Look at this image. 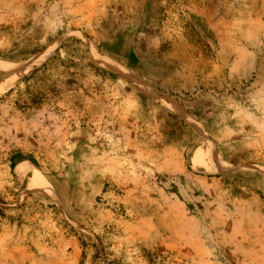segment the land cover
Instances as JSON below:
<instances>
[{"label":"rangeland","instance_id":"374dc122","mask_svg":"<svg viewBox=\"0 0 264 264\" xmlns=\"http://www.w3.org/2000/svg\"><path fill=\"white\" fill-rule=\"evenodd\" d=\"M42 55L0 94V264H264V0H0V83Z\"/></svg>","mask_w":264,"mask_h":264},{"label":"bare ground","instance_id":"6f19581e","mask_svg":"<svg viewBox=\"0 0 264 264\" xmlns=\"http://www.w3.org/2000/svg\"><path fill=\"white\" fill-rule=\"evenodd\" d=\"M45 58H46V55H42V56H40L38 58L32 59L24 67H20L21 66L20 65L19 68H20L21 71L17 75H15L13 78H11L6 84H4V86H2L0 88V94L3 93L4 91H7V90L11 89L21 78H23L24 76H26L30 72H32L34 70V68L41 63V60H44ZM20 170H21V174H22V176L24 178H28L29 174L31 175V178H28V179H32V181H33L31 185H34V184L40 182L36 178L37 176L35 174V171L33 169H31L30 167H26V166L23 167L22 166L20 168Z\"/></svg>","mask_w":264,"mask_h":264},{"label":"crops","instance_id":"0c3cea01","mask_svg":"<svg viewBox=\"0 0 264 264\" xmlns=\"http://www.w3.org/2000/svg\"><path fill=\"white\" fill-rule=\"evenodd\" d=\"M4 82H1L0 83V86L3 84ZM4 85V84H3ZM2 85V86H3ZM249 181V182H248ZM242 185H244V187L242 188V195H245L244 193L245 192H243V191H245L246 190V187L247 186H252V187H254V188H256L258 191L259 190H262V189H264V178H256V179H246V176H242ZM248 190V189H247ZM244 202V201H243ZM257 202V201H256ZM263 204H264V202H263V200H262V197H261V204L258 206L257 204L255 205L257 208H256V210L258 209V212L259 213H263L264 212V206H263ZM248 208H249V206H248ZM244 209H246V207H244ZM259 240H261L262 241V244L264 245V242H263V238H260ZM259 240H254L255 241V244H258L259 243ZM261 252H260V257H261ZM261 261H263V259L261 258Z\"/></svg>","mask_w":264,"mask_h":264}]
</instances>
